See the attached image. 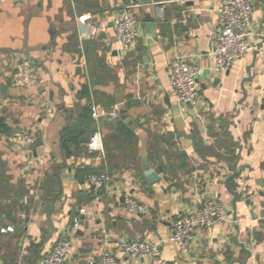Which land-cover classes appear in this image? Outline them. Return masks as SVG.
<instances>
[{"label": "crops", "instance_id": "1", "mask_svg": "<svg viewBox=\"0 0 264 264\" xmlns=\"http://www.w3.org/2000/svg\"><path fill=\"white\" fill-rule=\"evenodd\" d=\"M136 1L143 4L134 9L139 36L129 50L113 25L130 0L0 1V226H14L0 230V264H39L67 237L73 246L65 264H102L105 251L125 264H155L124 253L119 236L162 242L167 264H264V0H252L255 35L226 73L211 70L220 0ZM157 3L165 7L163 20L156 17ZM176 56L201 67L197 110L179 102L170 84L168 63ZM25 61L39 77L31 87L14 84ZM89 105L91 133L101 132L105 155L80 139L67 157L63 136L70 117ZM120 123L134 138L118 133ZM28 136L34 137L30 144ZM143 158L163 169L159 182L149 183ZM237 160L239 177L228 187L224 181ZM79 168L111 172V191L96 189L87 173L78 179ZM53 178L59 194L50 200ZM244 186L251 188L249 201L241 196ZM232 191L240 193L237 220ZM129 195L147 206L148 215L127 212ZM207 198L224 204L230 217L207 235L197 233L190 251L182 253L170 240L171 222ZM82 207L94 217L86 219L87 229L82 223L71 234ZM233 240L246 243L252 257Z\"/></svg>", "mask_w": 264, "mask_h": 264}, {"label": "built area", "instance_id": "2", "mask_svg": "<svg viewBox=\"0 0 264 264\" xmlns=\"http://www.w3.org/2000/svg\"><path fill=\"white\" fill-rule=\"evenodd\" d=\"M5 1V0H0ZM141 3L136 0H130L128 5L121 9L114 21V30L118 40L122 43L124 49H132L138 41V19L135 16L134 9L140 7ZM156 17L159 20L165 18V7L160 3L156 5ZM255 6L252 0H220L218 14L220 17V29L212 35L211 42V70L214 73H226L230 71L233 64L244 57L250 48L248 39L254 36L251 26L253 23V14ZM98 28L94 25L92 32L96 33ZM169 79L179 102L198 109L200 103L201 87L198 77L201 73V67L198 63L185 56H176L168 63ZM39 82V77L34 73L33 67L27 61L23 62L17 69L14 76V84L17 86L31 87ZM114 117L120 113L115 111ZM34 137L28 136L25 142L30 144ZM88 148L93 151H99L105 155L103 136L100 131L91 135ZM221 177L225 178L227 171L221 169ZM86 180L96 189L111 191L112 175L108 171L101 173H90ZM241 196L249 201L251 197V188L244 186L241 188ZM127 212L131 216L144 217L148 215V208L132 195L125 197ZM84 219H92L94 214L86 207L79 210ZM230 215L227 207L215 199H201L198 207L192 214H181L171 222L170 240L175 243L182 253H188L197 233L207 235L211 232L213 225L219 222H226ZM82 218L79 216L73 221L69 233L75 234L80 228ZM2 232L13 231L14 226L7 225L5 228L0 226ZM162 243V242H161ZM146 239H127L119 236L117 244L119 248L129 255L136 258H150L155 264H167L162 257V244ZM72 241L62 238L56 241L51 249L43 255L39 264H65L72 251ZM102 264H125L118 259L111 251H105Z\"/></svg>", "mask_w": 264, "mask_h": 264}, {"label": "trees", "instance_id": "3", "mask_svg": "<svg viewBox=\"0 0 264 264\" xmlns=\"http://www.w3.org/2000/svg\"><path fill=\"white\" fill-rule=\"evenodd\" d=\"M84 90H85L84 93H88L87 86H85ZM91 131H92V109H91V106L89 105V106H85L84 108H82L80 113H78L75 117H70L68 126L63 136V149L67 157H69L72 154V150L74 148L79 147L80 142H81L80 140L81 137L90 134ZM118 133L125 135L127 139L134 138V134L123 123H120L118 127ZM104 171L105 170L97 172V173H101ZM88 172H89V169L87 168H79L76 172V177L80 180H84L82 176L86 173H87L86 175L90 174ZM52 183H53V188L55 190L54 192L51 193V196L49 197L50 200H53L59 194L57 192L58 190L56 189V185L58 184L57 179L53 178ZM12 214H13V211L9 210L8 216L11 218L14 224L18 223L19 222L18 217Z\"/></svg>", "mask_w": 264, "mask_h": 264}, {"label": "water", "instance_id": "4", "mask_svg": "<svg viewBox=\"0 0 264 264\" xmlns=\"http://www.w3.org/2000/svg\"><path fill=\"white\" fill-rule=\"evenodd\" d=\"M142 1H143L144 4H146V5H151V4L153 3V0H142ZM145 16H146L147 18H149V19L151 18V20H154V18H153V17L151 16V14L148 13V12H145ZM250 78H251V77H250ZM121 112H122V118L124 119V121H125L126 123H128V122L130 121V117H128V116L126 115V110H121ZM91 135H92V133L89 134V135L83 136V137L81 138L82 142L84 143V145H85L86 147H88V144L90 143ZM192 138H193V136H192ZM142 163H143L144 175L147 177L149 183L153 184V183L159 182V181L161 180V176H160L159 173H160L163 169L161 168V169H159V170L157 171L155 168L151 167L150 163L147 161L146 158H143V159H142ZM238 164H239V160H237L236 162L230 164V170L232 171V174L227 178L226 181H224L225 184H226L228 187H230V183H231V181H233V180H235L236 178L239 177V171H238V169H237ZM240 186H241V185L238 184V187H240ZM232 193H233L234 196H235V199H234V201H233V206H234V212H233V214H234V218H235V220H237V208H236V202H237V200L239 199L240 193H239V191H232ZM263 195H264V193H263ZM28 214H29V207L27 206V207H26V215H28ZM251 214H252L253 217H254V212H253V211L251 212ZM82 219H83V220L81 221V223H84V226H85V228L87 229L88 226H89V221L86 220V219H84L83 217H82ZM26 220L29 221L30 219L27 217ZM236 229L239 231V226H236ZM79 233L83 234V231L80 230ZM233 241H234V243H235L236 245H238V246H239V247H240L245 253H247V255H248L247 259H249L250 257H252V250L249 249V248L247 247V244H246V243H239L238 241H235V240H233ZM87 263H88L87 260H83V261L81 262V264H87ZM235 263L246 264V262H242V261L239 260V259H236L235 261H232L230 264H235Z\"/></svg>", "mask_w": 264, "mask_h": 264}]
</instances>
